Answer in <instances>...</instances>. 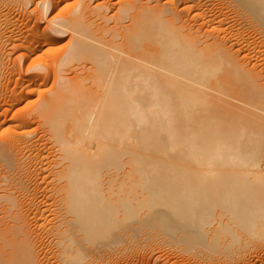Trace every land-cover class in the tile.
<instances>
[{"label":"bare ground","instance_id":"1","mask_svg":"<svg viewBox=\"0 0 264 264\" xmlns=\"http://www.w3.org/2000/svg\"><path fill=\"white\" fill-rule=\"evenodd\" d=\"M117 259L264 264V0H0V264Z\"/></svg>","mask_w":264,"mask_h":264},{"label":"rangeland","instance_id":"2","mask_svg":"<svg viewBox=\"0 0 264 264\" xmlns=\"http://www.w3.org/2000/svg\"><path fill=\"white\" fill-rule=\"evenodd\" d=\"M65 40H64V42L62 43V45L63 44H65L67 41H68V39H69V37H66V38H64ZM51 86H52V84H50L47 88H51ZM38 99H37V97H33V99H32V102H36ZM153 249H154V251H155V257H154V259H153V261H152V263H154V260L156 259V257L157 256H159V255H162V254H168V252H170L167 248H165V247H154V244L151 246ZM119 262H122V260H120V259H117V260H114V262L113 263H119Z\"/></svg>","mask_w":264,"mask_h":264}]
</instances>
